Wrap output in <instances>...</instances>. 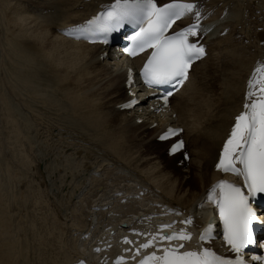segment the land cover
I'll use <instances>...</instances> for the list:
<instances>
[{"label":"bare ground","instance_id":"6f19581e","mask_svg":"<svg viewBox=\"0 0 264 264\" xmlns=\"http://www.w3.org/2000/svg\"><path fill=\"white\" fill-rule=\"evenodd\" d=\"M2 1L0 5H5V13L10 9V16L0 17L5 44L13 47L14 53L22 51L33 61H39V53L43 54L42 68L48 74L46 77L55 87L58 84L57 87L62 85L69 89L70 94L72 91L67 102L74 114L76 112L74 121L81 130L77 128L79 132H72L68 138L69 149L73 151L69 157L78 160L79 170L89 173L90 179L87 192L79 187L76 190L81 194L73 196L75 189L72 188L70 200L46 204L43 187L48 188L49 182L53 184L52 176L46 168L42 171L40 162L20 155L22 162L15 158L19 154L21 121L29 119L20 114L22 119L18 120L15 117L18 114L7 110L9 106L4 109L6 114L3 115L2 110L1 120L5 123L0 124L3 129H0V139L3 131L10 134L8 143L0 141L6 157H0V264H76L81 260L85 264H104L109 253L95 255L94 248L115 243V237L126 231V225H136L145 217L148 227L164 219V205L192 214L198 227L207 222L208 217L198 212L197 207L221 177L216 165L223 142L235 116L241 112L248 77L256 64L264 60V0H186L197 2L211 14L209 33L204 40L209 57L193 68L189 83L172 99L170 108L162 109L160 114L157 110L161 107L148 100H142L139 108L132 112L121 110L131 99V92L136 93L140 87L127 89L129 71L126 69L130 64L118 59L116 49L62 37L65 28L84 24L96 16L102 5L114 0ZM158 1L163 5L173 0ZM33 10L43 15H32ZM17 97L21 95L17 93ZM153 107L156 110L152 112ZM140 120L143 123L140 124ZM170 125L185 130L180 139L186 142V152L191 156L188 165L185 164L195 173L184 182L172 177L162 163V152H158V148H168L169 155L173 142L159 143L158 137ZM7 150L12 161L7 158ZM185 153L167 156L165 161L172 165ZM174 172L180 173L179 170ZM68 177L74 179L67 176L63 188ZM71 184L68 185L74 187L75 183ZM100 188L102 192H98ZM55 189L53 185L45 191L53 195ZM213 248L223 251L219 242L213 243Z\"/></svg>","mask_w":264,"mask_h":264},{"label":"snow or ice","instance_id":"6c2138e0","mask_svg":"<svg viewBox=\"0 0 264 264\" xmlns=\"http://www.w3.org/2000/svg\"><path fill=\"white\" fill-rule=\"evenodd\" d=\"M188 16L194 18L193 23L174 34H168L173 24ZM200 21L201 12L197 3L173 0L161 6L157 0H115L114 4L85 25L75 26L67 31L77 37L91 39L93 43L97 42V37H102L100 42L108 44L113 33L119 32L126 25L136 26L137 31L131 37V46L125 51L130 56H136L151 49L141 73L145 84L149 87H175L184 83L191 65L205 55V48L198 42L202 34ZM192 38H197V41L193 42ZM131 76L129 71V80ZM169 95L171 93L163 96L165 104ZM135 103L137 101H130L122 107L131 108ZM244 109L236 118L216 167L224 173L242 177L247 194L245 188L222 180L211 189L208 196V203L215 204L223 220L224 239L237 256L226 259L208 248L202 251H180L185 244L179 243L177 246L164 248L163 256H157L153 252L141 260L140 264H245L240 253L246 246L256 243L253 239V223L264 224V219L257 216L250 205V199L254 200L258 194H264V63L258 64L249 79ZM182 131L169 129L160 138L169 139ZM183 147V140H178L170 152L175 154ZM184 223L191 224L192 219L189 218ZM163 227L168 228L171 225ZM211 233L212 227L209 225L200 235V240H209ZM157 239L188 242L192 235L183 230L180 233L164 234L159 238L152 237L141 247L148 249ZM124 243L131 244L132 241L126 239ZM121 261L122 257L117 264H121Z\"/></svg>","mask_w":264,"mask_h":264},{"label":"rangeland","instance_id":"374dc122","mask_svg":"<svg viewBox=\"0 0 264 264\" xmlns=\"http://www.w3.org/2000/svg\"><path fill=\"white\" fill-rule=\"evenodd\" d=\"M0 3H3V1L0 2ZM3 6H5V5H0V13L2 12L0 14V17H4V19H6L8 17V15L10 16V14H9L10 9L9 10L7 9L8 10V13H5L7 11H6L5 7H3ZM3 8L5 9V11H4ZM40 12L41 11H39L38 14H37V10H36V11H34L32 13V15L42 14ZM1 27H2V24L0 25V30H1ZM1 32L2 31H0V85L2 83L3 86L2 85L0 86L1 87L0 88V101H1L0 102V107H1L0 108V113H1L2 110H3L2 112H4V109L7 108V106H9L7 108V110L10 109L11 112L14 111L13 112L14 115L18 114V115L15 116L16 118H18V120H21L22 118H20V117H22V116L27 117L29 119L27 121H23V122L21 121V124H20L21 126H20L19 147H18L19 154H18L17 157H15L13 155V153H12L13 158L15 157L17 160L19 159L18 160L19 162L20 161L22 162L21 158L19 157V155H20V156H22V157H24V158H26V159H28L30 161L40 162L42 164L41 167L43 168L42 169L40 167V169H42V171H44V169L46 168V172L52 176L53 184H51V182H49L48 188H51L53 185H56L57 189H55L56 191L53 192V195H54V197H53L52 193H49V192L45 191L48 188H46V187H43L44 189L42 188L44 190L43 191V197H44V200H46L45 201L46 204L47 203L48 204L53 203L52 201H54V202L56 201V203L59 202V201H66V200L68 201V200H70V198H71L70 195L73 192L72 188L75 189L74 192H73V196L74 195L75 196H78V195L81 194L80 191H77L76 190L79 187L80 188H83L84 193L87 192L88 189H87V186L86 185H88V182H89V179H90V177H89L90 174L89 173L83 172V171H80L79 170V168H78V160L69 157V154L73 152L72 151V148L69 149V147H70V145H69V141L70 140L69 139L71 138V136L73 135L74 132L76 133L78 129L81 130L80 126L76 123V121H74V120H76L75 117L77 116V114H76V112L74 114V110L72 108H70V105L68 103L70 101V99H68V97H71L72 91H71V94H70V90L69 89H65L66 87L63 88L62 85H61L62 87L61 86L60 87H57V86H59L58 84H55L56 85V87H55L54 86V82L51 79H49V77H46V76H48V74L44 73L43 68H42L43 67V62H42L43 61L42 60L43 57L41 59V55H43V54H40L39 53V55H40V57H38V60L40 58L39 61H36V60L33 61L32 59L30 60L29 58H26V56L23 55L24 53L22 51L21 52H18V53H14L13 47L10 48L8 44H7L8 46L5 44V41H6L5 34L2 35ZM3 36H4V38H3ZM2 41H4V42H2ZM2 43H4V44L2 45ZM3 46H6L7 48L6 47H3ZM8 50L10 52H12L11 55H10V52ZM7 52L10 55V57H9V55H7ZM14 55H16L17 58ZM13 58H14V60H12ZM15 58L18 59V60L15 61ZM9 62H12V63H9ZM31 63H32V65H31ZM36 63L38 65L40 64L41 66L40 65L38 66ZM23 64L24 65H27V66H24ZM14 65L16 67H18V66L19 67L16 68ZM13 66L15 67V69H14ZM36 66H38V69H37ZM11 67H13V68H11ZM39 67H41V68H39ZM7 68H9V69H7ZM22 68H24V69H22ZM12 69L15 70V71H13ZM17 69H18V71H17ZM39 69H41L42 71H40ZM9 71H10V73H8ZM35 72L37 73L36 75H35ZM12 73L13 74L15 73L14 74L15 77L13 76ZM41 73H42V75H41ZM8 75L9 76L11 75V76L8 77ZM23 75H25V76H23ZM37 76H39V78ZM24 79H27V80L24 81ZM44 80H45V82H44ZM46 80H48V81H46ZM21 82H23V83H21ZM39 82H40V84H39ZM50 82H52V83H50ZM47 85H49V86H47ZM4 86H6V87H4ZM10 87H11V89H10ZM7 88H9L10 90H8ZM38 89L41 90V91H39ZM56 89H57V91H56ZM61 90L63 91V94H62V91ZM64 90L66 91L65 93H64ZM17 93H18L19 96L21 95V97H17ZM67 93L70 94V96ZM38 94H39V96H38ZM13 96H14V98H13ZM34 96L36 98H38V100L35 99ZM59 98L61 99V101H60ZM65 98H67V99H65ZM2 100H3V102H2ZM43 100H44V102H43ZM28 101H29V103H28ZM4 103H6V104H4ZM23 103H25V104H23ZM66 103H67V106L70 108V110H69V108L67 106H65ZM63 104H64V107H63ZM27 105L29 106V108H28ZM19 106H21V107H19ZM60 106L62 107V109H61ZM17 107H19V108H17ZM18 110H20L21 112L19 111V113H18ZM28 110H29V113H28ZM61 111H62V113H60ZM66 111H67V113L70 112V111H73V112L68 113V115H69L68 116L67 113H66ZM4 114H6V113L4 112L3 115ZM20 114H22V116H20ZM62 114H64V115H62ZM68 118L71 119L72 121L70 120V122H69V119ZM1 119H2V115L0 114V122H2L0 124L2 125L5 122H3ZM56 123H60V124H56ZM40 124H42L43 126H41ZM1 125H0V129L3 130L1 128ZM57 125H58V128H57ZM75 125H77L76 128H75ZM39 126H41V127H39ZM33 128H34V131H35L34 133L36 135L33 133ZM41 129L43 131L42 133H41ZM79 130H78V132H79ZM29 131H32V132H29ZM3 132L1 133L2 136H3V138L1 137L0 141L1 140H4V142L6 141L8 143L9 142L8 140H9V134L10 133L8 132L7 133L8 135H7L6 134V131H3ZM31 133L33 135H35V137H37V138H35ZM89 134H91V133H89ZM69 136H70V138H69ZM39 139L41 140V143L43 141L42 144L40 143ZM37 140H38V143H37ZM36 143L37 144H40V145H37ZM2 145H3V143L0 145V153H1L0 154L1 156L0 157H5V155L3 154ZM11 145H10V147H11ZM33 145H34V147H33ZM25 146H27L28 148L25 147ZM7 148H8V145H7ZM29 148H31V149H29ZM166 149L168 151V148H162V149L158 148V152H160V153L162 152V154H161L162 159L164 158L163 159V162H162L164 164V167L167 166V170L169 172H171L172 177H176V179L182 180V182H184L185 180H189L193 176L192 173L194 172V170L191 173L190 172V169L188 168V166H185L184 165V161L185 160H184L183 157L182 158L181 157L178 158L177 161L175 159L172 162V165L170 163H167V161H165L166 160V157L168 156V152L166 151ZM8 150H9V148H8ZM8 150H7V158H8V160H11L12 161V157H11V154H10V152H12V149H11L10 152ZM32 154H35V157L34 158H32ZM13 164L15 165V163H13ZM71 166H73L72 167L73 169L74 168L76 169L75 172H77V173L73 172L74 170L71 168ZM176 170H179L180 173H178V174L175 173L174 171H176ZM69 172H70V174H69ZM101 174L103 175L102 172H101ZM69 175L74 176V179L73 180H70L71 178L68 177L67 183H66L65 187L63 188V186H62L64 184L63 181H65L66 177L69 176ZM76 180H77V182H76ZM61 182H62V184H61ZM71 182H72V184H71L72 186L75 183L74 187H71V186L68 185ZM84 187H86V188H84ZM50 190H52V189H50ZM101 190H102V188H100L98 191L101 192ZM48 194L51 196L50 198H49V195ZM61 203L64 204L63 202H61ZM51 208L53 209V206L52 205H51Z\"/></svg>","mask_w":264,"mask_h":264}]
</instances>
